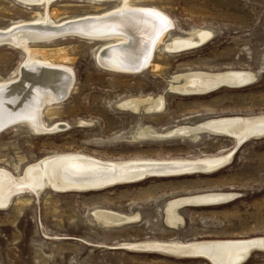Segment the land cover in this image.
<instances>
[{
    "label": "rangeland",
    "instance_id": "obj_1",
    "mask_svg": "<svg viewBox=\"0 0 264 264\" xmlns=\"http://www.w3.org/2000/svg\"><path fill=\"white\" fill-rule=\"evenodd\" d=\"M154 1L175 22L173 33L205 28L214 31V36L190 50L163 51L159 58L164 60V68L159 73L149 68L138 73L103 69L96 58L98 45L88 38L68 35L49 42L52 48L74 47L71 69L77 89L64 98L58 113L52 117L43 114L48 124L59 122L64 127L37 134L24 125L0 131V167L19 175L27 163L59 153L118 161L194 159L232 152L230 160L210 171L150 175L99 189L58 191L47 186L38 194L26 190L19 195H31L28 205L16 203L15 194L13 201L0 208V264H215L203 255H176L131 243L264 236V135L240 145H235L231 135L212 131H201L195 142L178 136L126 140L139 123L160 131L185 125L191 133L209 118L264 114V0ZM98 4L54 0L50 10L63 7L59 13H67L66 17L82 16L105 12L115 3ZM37 9L44 6L0 0V26L11 28L33 21ZM67 21L71 18L61 23ZM25 60L26 54L19 48L0 45V80L9 81ZM244 70L256 71V80L240 87L223 85L203 94H179L168 89L175 74ZM161 93L166 103L162 115L148 117L120 107L129 98ZM19 162L18 174L13 164ZM210 192H233L236 196L221 203L182 207L183 228L165 223L166 202ZM100 208L128 215L140 213V220L109 229L93 219V212ZM239 264H264V248L254 247Z\"/></svg>",
    "mask_w": 264,
    "mask_h": 264
},
{
    "label": "bare ground",
    "instance_id": "obj_2",
    "mask_svg": "<svg viewBox=\"0 0 264 264\" xmlns=\"http://www.w3.org/2000/svg\"><path fill=\"white\" fill-rule=\"evenodd\" d=\"M17 1L26 6H44V9H37L34 12V17L31 18L33 21L20 23L11 28L0 26V42L5 41L7 42L5 45L19 48L26 54V60L18 67L15 76L9 78V81L0 80V128L3 130L15 125H24L37 134L64 127V124L59 122L48 124L43 118V114L53 116L58 113L64 98L76 88L71 69V61L75 60V57L72 59L71 56L74 47L52 48L48 45L59 36H78L90 39L92 44L95 42V45H98L97 62L103 69L138 73L149 68L152 72L159 73L162 67L164 68L162 62L164 60H160L161 55L165 53L163 51L178 53L190 50L208 41L215 34L211 29L205 28L173 33L176 28L175 22L159 4L155 5L154 0H91L99 4L112 2L115 4L105 12H87L82 16L72 17L64 16L67 13H59L63 7L51 11L54 0ZM92 7L100 9L99 6ZM62 16L66 19L71 18V22L61 23L65 19ZM162 18L167 19V26L161 23ZM257 76L256 71L250 70L218 73L189 71L173 75L169 80L168 89L179 94H203L216 88L221 82L230 84L224 86L236 84L240 87L252 83ZM165 105L163 93L157 96L133 97L120 103L122 109L134 114L145 113L148 117L162 115L165 112ZM16 120L19 123L11 124ZM194 129L189 133V128L180 125L160 131L150 124L139 123L126 140L140 142L178 136L182 139L187 137L195 142L204 131L209 133L212 131L236 137L235 145H239L247 135L264 130V114L209 118ZM231 154L232 152L194 159L118 161L104 160L83 153L50 154L35 164L27 163L28 166L24 167L21 174L20 162L14 163V170L19 175L0 167V208L6 207L15 194L16 203L20 201L27 204L31 200V195H19L21 192L30 190L38 194L47 186L58 191L69 188L91 190L103 188L102 185L107 182H117L115 184L131 182L152 173L175 175L182 172L210 171L229 161ZM235 196L233 192H210L172 199L166 202L163 208L165 223L171 228L182 227L184 225L180 212L182 207L221 203ZM19 210H22V207ZM92 216L97 224L109 229L140 220V213L128 215L101 208L95 210ZM254 244L264 248V236L192 241L148 239L131 243L139 248L158 249L176 255H205L215 264L239 263Z\"/></svg>",
    "mask_w": 264,
    "mask_h": 264
},
{
    "label": "water",
    "instance_id": "obj_3",
    "mask_svg": "<svg viewBox=\"0 0 264 264\" xmlns=\"http://www.w3.org/2000/svg\"><path fill=\"white\" fill-rule=\"evenodd\" d=\"M58 37V36H57ZM7 42H3V41H1L0 42V45H3V44H6ZM183 49V48H182ZM22 68V70H23V68H24V65L21 67ZM223 85H230V84H227V83H225V82H221L220 83V85H217V87H220V86H223ZM233 85V84H232ZM234 85H236V84H234ZM233 85V86H234ZM241 85V84H240ZM236 86H239V85H236ZM216 87V88H217ZM210 91V90H209ZM260 115V114H259ZM15 123H19V121L18 120H16L15 122H12L11 124H15ZM4 128H5V126H4ZM3 130V128L1 129L0 128V131H2ZM261 135H264V130H262V131H259V132H255V133H251L250 135H247V137H244L242 140H241V142L240 143H243L244 141H246L247 139H249V138H251V137H259V136H261ZM234 137V136H233ZM235 138L236 137H234V140H235ZM235 142H236V140H235ZM240 145V144H239ZM150 175H154L153 173L152 174H149V175H145L144 177H147V176H150ZM144 177H141V178H144ZM141 178H139V179H141ZM139 179H136V180H139ZM131 181H134V180H131ZM123 182H126V181H123ZM115 183H117V182H107V183H105V184H103L102 186L103 187H106V186H109V185H113V184H115ZM65 190H67V189H65ZM69 190H79V189H72V188H69ZM254 247H259L258 245H256V244H254V245H252L251 246V249H250V251L254 248ZM249 251V252H250ZM248 255V254H247ZM246 255V256H247ZM203 256H205V255H203ZM246 256L239 262V263H241L245 258H246ZM205 257H207V256H205ZM207 258H209V257H207ZM210 259V258H209ZM214 263V262H213ZM239 263H237V264H239Z\"/></svg>",
    "mask_w": 264,
    "mask_h": 264
},
{
    "label": "snow or ice",
    "instance_id": "obj_4",
    "mask_svg": "<svg viewBox=\"0 0 264 264\" xmlns=\"http://www.w3.org/2000/svg\"><path fill=\"white\" fill-rule=\"evenodd\" d=\"M161 23L164 24L165 26H167L168 21H167L166 18H162V19H161Z\"/></svg>",
    "mask_w": 264,
    "mask_h": 264
}]
</instances>
